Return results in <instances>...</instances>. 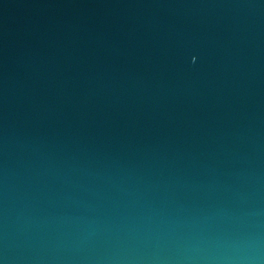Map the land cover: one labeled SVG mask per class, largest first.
Listing matches in <instances>:
<instances>
[{"label":"water","instance_id":"95a60500","mask_svg":"<svg viewBox=\"0 0 264 264\" xmlns=\"http://www.w3.org/2000/svg\"><path fill=\"white\" fill-rule=\"evenodd\" d=\"M0 264H264V0H0Z\"/></svg>","mask_w":264,"mask_h":264}]
</instances>
